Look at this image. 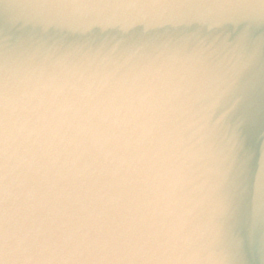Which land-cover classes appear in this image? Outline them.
Instances as JSON below:
<instances>
[{
  "label": "water",
  "instance_id": "95a60500",
  "mask_svg": "<svg viewBox=\"0 0 264 264\" xmlns=\"http://www.w3.org/2000/svg\"><path fill=\"white\" fill-rule=\"evenodd\" d=\"M0 0L8 264H264V0Z\"/></svg>",
  "mask_w": 264,
  "mask_h": 264
},
{
  "label": "snow or ice",
  "instance_id": "6c2138e0",
  "mask_svg": "<svg viewBox=\"0 0 264 264\" xmlns=\"http://www.w3.org/2000/svg\"><path fill=\"white\" fill-rule=\"evenodd\" d=\"M127 6H136L135 0H131ZM0 200H2V191H0ZM0 264H8V259L4 251L2 236H0Z\"/></svg>",
  "mask_w": 264,
  "mask_h": 264
}]
</instances>
